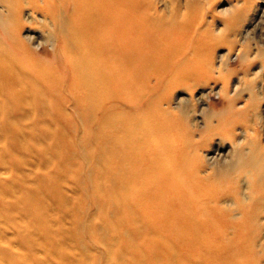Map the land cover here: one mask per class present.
Instances as JSON below:
<instances>
[{
	"label": "rangeland",
	"instance_id": "rangeland-1",
	"mask_svg": "<svg viewBox=\"0 0 264 264\" xmlns=\"http://www.w3.org/2000/svg\"><path fill=\"white\" fill-rule=\"evenodd\" d=\"M6 1L0 3L7 5ZM53 1L52 13L66 4L64 0ZM154 1L164 19L153 30L138 27L130 34L124 29L116 30L108 37L115 50L112 67L118 74L108 85L109 94L104 96V104L107 108L111 106L105 115L81 119L65 98L66 111L62 115H56L50 106L42 111L36 108L32 120L16 114V118L8 119L5 112L10 107L0 102V264H209L206 260L210 251L205 242L218 239L212 227H202L193 241L180 242L175 225L161 226L147 221L146 212L157 209L175 215L178 209L175 174H164L158 183L152 182L154 172H148L151 148L161 143L172 145L178 158L187 152L180 147L185 139L183 133L165 117L168 113L163 114L159 108L155 111V107L162 95L168 94L166 81L175 73L177 60L185 58L187 63L191 59L213 58L229 50V66L218 76H206L209 84L199 82L187 90L177 86L172 92L186 101L203 90L219 110L222 102L215 91L221 81H234L264 64V50L250 62L234 59L242 45L256 50L259 35L264 36L260 23L264 19L258 20V13L254 14L257 17L249 24V30L253 27L255 32L250 30L251 37L244 43L237 35L240 25L235 20L236 12L228 11L225 15L220 12L231 9L235 0ZM256 2L261 3L259 8L264 6V0ZM242 5L245 0H239L233 9ZM145 8L144 4H138L136 10ZM66 16L68 32L71 24H75L74 14ZM3 18L11 20L12 15L7 12ZM53 22L43 25L33 22L28 27L37 37L39 31L44 36L51 32L58 39L57 49L65 47V40L76 43L75 38L71 39L69 33L66 35L60 29L59 18ZM2 29L0 44L6 45L8 36ZM39 50L41 55H34L36 60L52 68L53 49L42 44ZM131 52L139 59L131 66L137 73L134 81L127 79L126 53ZM65 53L75 65L79 53L71 49ZM17 56L23 59L18 53ZM140 68L144 71L142 76H139ZM215 76L219 78L213 85ZM257 81L260 83L259 78ZM236 100L241 102L242 98ZM193 115L199 116L196 112ZM219 117L212 120L215 122ZM41 118L45 122L41 123ZM133 121L153 124L148 128L153 138L151 135L142 138L141 126L131 136L129 125ZM161 123L168 126L157 134L154 125L162 126ZM208 125L207 131L203 129L207 133L214 123ZM190 130L201 138L200 148L210 152L209 140L204 143L202 139L204 131ZM198 136L193 138L198 140Z\"/></svg>",
	"mask_w": 264,
	"mask_h": 264
},
{
	"label": "bare ground",
	"instance_id": "bare-ground-1",
	"mask_svg": "<svg viewBox=\"0 0 264 264\" xmlns=\"http://www.w3.org/2000/svg\"><path fill=\"white\" fill-rule=\"evenodd\" d=\"M64 1L65 6H59L55 13L51 12L53 0H7V5L0 3V28L7 33L9 44H0V102L10 107L4 111L8 119L21 115L32 120V112L36 108L42 111L50 106L56 115H62L66 111L65 98L69 99L81 119L90 115H105L111 106L107 108L104 104V96L109 94L108 85L115 81L118 74L112 67L111 59L115 58V50L108 37L113 36L111 34L116 30L124 29L129 31L128 34L135 32L138 27L153 30L164 19L157 12L154 0ZM256 1L245 0L244 6L234 10L239 2L235 0V3H231V9L220 10L224 15L228 11L236 12L235 20L240 25L237 35L244 43L251 37L250 30L254 31L253 27L249 30V24L257 17L254 14L258 13V20L264 19V6L259 8L261 3ZM138 4H144L146 8L136 10ZM7 12L12 15L11 20L3 18ZM67 13L74 14L75 23L71 24L68 32L65 30ZM55 18L60 19V29L66 35L69 33L71 39L75 38L76 43L65 40V47L57 49L58 39L51 32L47 31L48 35L44 36L39 31L37 37L28 27L33 22L53 24ZM260 23L264 29V20ZM21 30H24L23 33H20ZM80 38L82 41L78 40ZM42 44L49 46L50 50L52 48L51 51L55 53L53 61L49 56V61L53 62L52 68L44 66L34 56L41 55L39 46ZM243 47L237 48L233 55L237 61L242 59L250 62L260 56L262 52L259 51L264 50L263 33L256 41V50ZM68 49L79 53L75 65L66 57ZM229 52L226 50L213 58L191 59L187 63L185 58H181L177 60L175 73H171L167 79L168 94L162 95L155 111L159 108L163 114L168 113L165 117L171 119L179 133H183L185 139L180 147H184L187 152L178 158L172 145L161 143L151 148L148 172H154L152 182L158 183L164 174H175L178 209L175 215L155 209L146 212V218L150 223L161 226L175 225L180 242L193 241L199 237L202 227H212V232H217L216 238L219 240L205 242L210 251L206 260L209 264H264V64L257 70L244 72L241 78L234 81H221L215 91L222 102L219 110L207 99L203 90L189 96L186 101L172 94L173 88L177 86L192 89L194 84L205 83L206 76L221 74L229 66ZM137 60L135 53H126L129 80L134 81L137 77L131 67ZM173 64L175 66V62ZM143 73L140 68L139 76ZM217 76L211 84L217 82ZM258 78L260 83H257ZM206 83L209 84L208 81ZM42 95L52 99L51 102L43 99ZM239 97L242 101L236 102ZM143 98L140 97L141 102ZM129 105L135 106L134 103ZM164 105L166 108H163ZM196 106L198 108L195 110ZM193 112L199 116H194ZM215 116L220 117L214 122L212 117ZM43 122L45 119L41 118ZM139 122L133 121L129 125L131 136L141 126L142 138L150 135L153 138L148 129L153 124ZM207 125L212 127L208 133ZM154 126L153 130L160 134L168 125ZM190 129H197L199 133L206 129L202 139L204 143L209 140L210 152L200 148L201 138ZM196 136L198 140L193 138ZM212 140L215 143H211ZM113 183H118V180H113Z\"/></svg>",
	"mask_w": 264,
	"mask_h": 264
}]
</instances>
